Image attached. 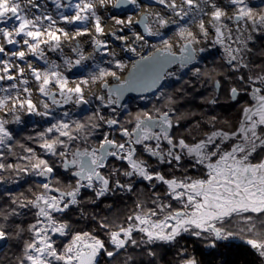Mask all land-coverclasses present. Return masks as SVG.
Wrapping results in <instances>:
<instances>
[{
  "label": "snow or ice",
  "instance_id": "1",
  "mask_svg": "<svg viewBox=\"0 0 264 264\" xmlns=\"http://www.w3.org/2000/svg\"><path fill=\"white\" fill-rule=\"evenodd\" d=\"M26 2L31 3V0H26ZM156 2L166 7H171L172 9L177 8L175 0H172L171 4H168L167 0H156ZM183 3L188 6L189 10L196 6L194 0H183ZM229 3L235 6L236 12L232 19L237 24L243 21L245 26H247L248 22H251L254 30L259 31L264 28V15H260L257 18V15L247 6L245 0H229ZM124 5H137V0H117V7ZM60 6L59 0H56V7L59 8ZM74 7L76 9L74 16L63 17L68 23L87 20L88 15H81V12H90L92 16H95V12L92 11V4L89 2H84L83 8L80 7V4H76ZM213 8L212 16L214 21L213 27L217 35L216 42L223 43L224 33L222 31L223 25L221 18L226 13L222 9L215 7V5H213ZM176 14L180 15V12ZM47 19L51 20V17L49 16ZM9 20L13 21L12 31L16 35L31 38L32 43L29 42V39H24L23 43L27 44L29 50L32 52L35 53L40 48L42 42L48 43L49 40L55 41V47H59L60 36L56 34V31L51 30V25L48 26L49 30H47L49 40H41V37L45 33L36 26L35 21L39 20V17H36L35 20L29 19L24 8L21 6V0H0V24H7ZM117 22L123 23V21ZM161 23L165 24L167 22L161 20ZM145 27L147 28V25ZM200 27L204 31L203 22L200 23ZM96 29L97 32H103V29L100 27L99 17H96ZM184 30L183 27L180 28L181 34H183ZM0 33L3 34L9 44L16 43L7 27L0 28ZM63 35L67 36L68 33L63 32ZM96 43L99 44L100 42L97 41ZM233 51L239 52L240 50L236 49ZM2 52H4V48L0 47V53ZM183 52L184 55L181 57H174L170 51H167L166 45V50H158L152 57L142 59L141 62H138L142 75L139 78H130L125 85H121L116 89L115 93L117 97L122 96L126 90L143 92L156 87L160 80L167 74L163 69L169 64L179 63L181 67L187 66L194 60L195 50L190 45H185ZM13 55H19L23 59L25 53L21 51L13 53ZM41 55H43L42 51ZM236 59V55L230 54L229 63ZM76 63L79 64L80 61ZM56 67L53 64L52 69L43 74V83L40 86V92L47 96L49 94L47 86L50 83H54L60 89V95L65 98L66 102L72 100L73 96H75L77 103H88L84 99V92L80 84H77L74 88L67 87V78L56 71ZM5 70L7 71V68ZM196 71L198 72L199 70L196 69ZM22 74L23 70H21ZM32 74L37 80H41V74L35 69L32 70ZM101 74L103 75L104 73ZM108 74L115 75V73ZM52 77H55L54 81L51 79ZM0 79H3V77H0ZM7 79L11 80L13 77L9 75ZM24 82L27 83V81ZM261 82H264V78H261ZM87 83V80L81 81V84ZM218 86L219 82H217ZM24 91L28 92L29 90L25 88ZM260 92V88L254 89L252 96L256 103L253 107L244 110V119L238 132H213L206 139L201 140L194 146L188 145L183 139L176 142L173 141L169 135V129L173 125L168 112L162 113L158 120H154L148 113L143 114L145 117L143 120L137 117L138 122L134 134L135 144L139 145L145 141L155 139L157 141L155 149L145 144V151L150 156L156 157L159 163L171 165L175 162L176 166L180 165L182 155L188 156L190 157L193 168L203 166L206 169L204 179L193 180L190 177L183 180H177L175 178L167 179L159 172L149 171L148 165L144 161L134 159L135 149L130 146L133 142L131 140L133 134L129 133L127 129L122 130V135L129 138L126 143L118 144L115 140L109 139L105 135L99 149L94 148L91 151L85 150L84 152L76 151L72 153V159L70 161L66 160L63 166L66 170L69 166L73 168L78 167L79 171L73 174L79 177L81 182L86 181L87 183L78 184L75 190L67 193L62 192L59 197L48 196L46 194H41L37 197L33 206L38 209V216L42 218L38 223L43 224L47 221L48 226L40 228H37L36 225L32 226L34 240L26 246L27 259L32 261V264H50L48 257L63 261V264H96L97 255L103 251L110 258L111 264V258L115 257L121 249L126 248L129 243L131 245L136 244V241L132 238L134 230L144 233L147 241L150 243L157 241L170 243L182 232H189L193 228L199 230L193 232L194 235L199 236L201 232H208L216 240H225L231 237L233 233L224 232L220 228H217L215 222L223 223L234 214L254 213L257 216L264 214V161L254 164L249 159L258 147L264 148V137L260 136L256 131L258 126H264V95H260ZM231 94L235 98L238 95L237 89L232 88ZM10 99H12L10 96L0 98V109L6 107ZM16 99L19 107L24 108L27 105V110L30 113L41 116L49 115L48 112H39L36 110L35 105L31 101L30 94L23 100H19L17 94ZM53 102H56L54 97ZM44 107L47 108V104ZM65 116H67V113H65ZM16 119L18 121L19 117H16ZM5 123L6 121L0 120V145H4L7 140L11 139V134L5 128ZM117 123L115 119L107 121L109 126H115ZM75 127L77 130H83L85 125L76 123ZM69 128L70 126L67 122H58L52 127H49L48 132H52L55 129L61 137H67L68 140L77 139L78 137L73 136ZM153 128H159L160 133L153 132ZM161 137L170 145L167 153H162L159 150ZM236 137L240 138V142L232 145L230 150H221L222 143L229 139H236ZM217 140L220 143H217ZM57 145L63 147L65 141L59 139L45 140L40 146L52 156H66L67 154L64 151L57 152ZM176 149L180 151L177 152L175 151ZM28 151L31 152L32 150L28 149ZM110 156L127 161L130 170L124 172L126 177L132 178L135 176L148 181L150 184L156 181L166 185L168 190L167 194L179 201L182 204V209L168 213L160 221H155L151 217L156 216L158 212H163L165 208H171V205L160 204L156 210L138 213L134 217L130 216L128 219L134 220L136 224L127 228L121 227L118 231L110 233V241L113 246L112 251H109L105 247L103 241L90 236L88 233H84L75 236L72 245L66 249L65 254H58L52 245L48 233H60L64 235L66 225L57 224L51 213L63 212L69 206L77 204L79 188H94V178L99 183L98 189H94L97 197H102L112 191L110 181L104 176H101L97 171L106 166V159ZM213 157H215V160H213ZM5 167L3 163H0V170L5 169ZM7 167L12 168L13 166L8 165ZM32 167L34 170H37L36 174L41 176H50L54 171V168L49 165L48 161L39 158H36V163ZM19 170L28 171L27 168ZM115 186L120 189L132 191L131 184L124 185L116 181ZM42 187L46 192L56 191L50 188L49 183H44ZM24 206L26 205H22V207ZM137 207L140 208L141 206L138 205ZM244 219L246 223L245 229H242V231L247 230L253 232L254 224L252 223V217L246 216ZM101 227H107V225L101 224ZM6 239L7 233L0 230V241ZM247 244L255 249L262 261H264V239H248ZM32 253H39V255H33ZM189 264H195V261H190Z\"/></svg>",
  "mask_w": 264,
  "mask_h": 264
},
{
  "label": "trees",
  "instance_id": "2",
  "mask_svg": "<svg viewBox=\"0 0 264 264\" xmlns=\"http://www.w3.org/2000/svg\"><path fill=\"white\" fill-rule=\"evenodd\" d=\"M256 39L257 41L249 46L248 54L250 55L249 65L253 66L251 72L257 78L260 68L264 66V36H257ZM202 66H207V69L202 72L208 76L205 86L187 85L185 83L186 79L182 78L177 85L163 92L166 95L170 90V94L161 100V102H165V109L175 111L178 115H191V123L199 115L198 117L202 120L203 125L211 122L210 119L224 121L227 117H230L231 112L238 114L239 111H236L235 108L239 107L240 104L232 103L230 94L232 88L240 90L241 85L239 83H242V81L230 79L233 75L227 70L215 52L209 51L206 54ZM224 79L228 80V85L222 87L218 100L226 98V104L216 108L215 105H210L209 101L216 93L215 81H223ZM194 88L197 89L194 90ZM154 101L156 99H151L141 103L140 106H146ZM136 106L137 102L130 105L126 118L127 123L125 124H128L129 127L134 124L135 114L142 112L140 109H136ZM90 114L81 118V121H88L87 125L90 126L97 122L99 128H89L90 132L87 129L85 130V128L90 127H87V125L83 130L74 128L77 137L90 139V141H87L88 145L85 146L88 148H92L99 143L104 135V126L99 123L98 118H93ZM48 128L39 124V126H34L30 130L25 129V132H15L13 144L3 153L1 163L6 167L0 170V230L9 235L11 242L8 248L0 253V264H30L25 249L27 244L34 240L32 226L36 225L38 221V211L33 204L37 199V195L42 193V188L36 180L23 178L21 176L23 171L19 169L33 168L32 165L36 163V158L46 160L57 173L54 182L56 188L62 191H72L75 188L76 181L61 174L60 160L63 159V156L57 155L56 158H52L42 155L40 145L45 140H49ZM83 131L86 136H83ZM96 134L98 136H95ZM95 137L97 141L93 140ZM72 148H75V146H72ZM28 149L32 151L29 152ZM225 150H229L227 145H225ZM60 151H64V149L57 150V152ZM262 154L264 155V152ZM262 154L259 155V158L262 157ZM213 160H215V157H213ZM8 165L13 167L8 168ZM129 170L130 168L126 163L118 159L110 160L105 177L110 181L112 191L102 197H97L94 189H98L99 185L95 184L94 188L82 190L78 197V203L72 205L64 214L57 216L58 221L66 223L69 227V233L66 236L55 240V246L59 252L77 234L84 233H90L109 245L110 233L118 231L121 227L126 228L129 225L128 218L130 216L156 210L160 204L171 205V208H165L163 212H158L153 217L155 220H162L168 213L182 209V204L167 194V187L164 185L156 186L155 182L152 184L136 183L134 179L124 175V172ZM198 170L200 175L196 176L194 168L189 165L188 161H185L180 162L179 166L174 164L167 171L160 166H156L154 172H159L168 179L183 180L185 179V172L193 180L204 179L206 169L199 166ZM116 181L124 185L131 184L132 191L117 188L115 186ZM22 205L26 206L22 207ZM138 205L141 207L138 208ZM240 215H233L223 223L217 222L216 227L224 232H231L241 239H264V227L257 229L256 223H253V232L242 231V229H245L246 222L241 220ZM101 224L107 225V227H101ZM134 237L136 244L128 246L125 252L111 260V264H181L180 259L185 262L187 258H189L188 260L192 258L190 261L194 260L197 264H262L258 253L244 245L216 242L214 249L210 247L209 252H205V246L215 242V238L210 233H200L199 236L191 234L179 236L174 242L166 244L159 241L150 243L141 234ZM51 264L62 263L58 261ZM98 264H110V260L103 255Z\"/></svg>",
  "mask_w": 264,
  "mask_h": 264
},
{
  "label": "bare ground",
  "instance_id": "3",
  "mask_svg": "<svg viewBox=\"0 0 264 264\" xmlns=\"http://www.w3.org/2000/svg\"><path fill=\"white\" fill-rule=\"evenodd\" d=\"M218 1L223 2L225 7L223 11L226 14L221 18L222 23L229 16L226 12L227 8L233 7L229 3V0H194L196 6L191 10L183 3V0H175L176 9L161 5L156 0H137V5H124L121 7L116 6L117 0H59L61 5L59 8L56 7V0H31V3L21 0V6L24 8L29 19L35 20L36 17H39V20L35 21L36 26L45 33L41 37V40H49L47 30H49L48 26L51 25V30L56 31V34L60 36L59 47H55V41L49 40L48 43L42 42L40 48L34 53L29 50L27 44L23 43L24 39H29V42L32 43L31 38L18 36L12 31L13 21L9 20L7 24H0V28H8L12 33L13 39L16 41V43L9 44L3 34L0 33V47L4 48V52L0 53V77H3V79H0V98L10 92H14L16 96L18 94L19 100H23L30 94L31 101L35 105L36 110L48 112L49 115L41 116L30 113L27 110V105L24 108H20L16 99L8 110L0 112V120L6 121L5 128L7 129L16 123V117H19V121L24 118H31V115L35 116L36 119H48L55 114L65 116V113H67L65 117H68L70 111L76 112L82 109L79 103L76 102L75 96H73L72 100L66 102L65 98L60 95V89L54 83H50L47 86L49 93L47 96L52 101L50 99H43L42 93L39 90L43 83V74L50 71L53 64L57 66L55 70L67 78V87L74 88L77 84H80L84 92V99L88 101L87 104H89V99L92 97H96V99L100 100L99 102H106V104L108 102L109 104L107 91L104 89L105 86H109L114 82V78L113 81H106L91 91L85 85L75 82L73 75L101 70L121 57L131 58L133 65L135 61L146 57L151 52L157 49H165L166 45L167 48L176 52L172 47L175 43L170 44L167 42L169 31L178 29L175 37L176 41L186 38L188 35L187 23L191 22V18L195 19L199 17L198 14L202 11H208L207 21L215 31L212 13L214 11L213 5ZM84 2L92 4V11L95 12V16H92L90 12H81V15H88V19L83 22L68 23L63 19V17L74 16L76 13L74 6L80 4V7L83 8ZM171 2L172 0H167L168 4H171ZM177 12H180V15H176ZM185 13L187 14L185 15ZM49 16L51 20L47 19ZM96 17H99L100 27L103 29V32H97ZM161 20L167 23L162 24ZM117 21H123V23H118ZM145 25H147V28ZM240 25H238L239 28ZM181 27L185 29L183 34L180 32ZM63 32H67L68 35L64 36ZM255 37H257V34H255ZM227 40L224 33L223 43H215L223 48V56L229 62L230 54L236 55V52L231 50ZM97 41L100 43L97 44ZM227 46L230 49L226 51ZM193 49L199 54L202 51V46L193 45ZM21 51L25 53L23 59L19 55H13V53ZM41 51L43 55H41ZM176 53H180V51ZM237 60L238 58L232 62L237 65ZM77 61H80V63L77 64ZM6 68L7 71L5 70ZM33 69L41 74V80H37L32 74ZM21 70H23L22 75ZM175 71L183 72L185 69L181 67L174 69L173 73L169 74L170 80L173 79ZM127 72H122V75L116 74V76L124 79ZM9 75L13 79H7ZM51 79L54 81L55 77ZM24 81H27V83ZM25 88L29 91L25 92ZM19 91L21 93H18ZM53 97L55 98V103L53 102ZM112 99H114V96ZM145 100L139 99L136 102H144ZM45 104H47V108L44 107ZM116 111L120 113L118 110ZM159 118L155 117V119ZM125 126L129 127L128 124ZM156 133L159 132L156 130ZM120 161L124 162V160ZM69 168H72V166H69ZM94 182L95 180H93ZM57 213H51L54 220V216ZM47 226L48 222L45 221L43 224L39 223L38 228ZM41 234L43 235V233ZM58 234L48 233L50 239ZM33 255L38 256L39 253H33Z\"/></svg>",
  "mask_w": 264,
  "mask_h": 264
},
{
  "label": "rangeland",
  "instance_id": "4",
  "mask_svg": "<svg viewBox=\"0 0 264 264\" xmlns=\"http://www.w3.org/2000/svg\"><path fill=\"white\" fill-rule=\"evenodd\" d=\"M245 3L247 4V6L249 8H251L253 10L254 14L257 15V18L260 15H264V0H245ZM215 7L220 8L222 10H225V7H224L223 2H219V1L216 2ZM226 12L229 14V16H228L227 19H225L222 22V25H223L222 28H223V31L225 33V36L228 39L227 41H228V44H230L231 50H236V49H239L240 50L239 52H236V56L238 58L237 65H235L233 62H231L233 64H231V63L229 64V62L223 56V52H224L223 48L220 47L219 45H217L215 43L216 40H217L216 31H214V29L211 28V26L209 25V23L207 21V15L209 13H208V11L207 12L206 11H202L201 13L198 14L199 17H196L195 19L194 18H191V22L187 23V26L186 27L188 28V35H187L186 38L181 39L180 41H176L175 37L177 35V30L178 29L177 30L176 29H173L172 31H169V34H168V37H167V42L170 43V44L171 43L172 44L175 43V44H173L172 47H173V49L176 52L181 51L182 49H184V46L185 45H187L188 43H191L192 45L202 46L203 54H199V57L197 58V61L191 67H188L185 71H183V72L175 71V73L173 74V76H174L173 79H171V80L168 79V83L164 87V89L162 90V92H165V90H167V89H169V88L177 85L179 83V81H180V78L181 79L182 78H185L186 79L185 80V83L187 85H192V83L190 82V79L187 80L188 77L191 78L192 75H194V76L196 75L200 79L201 78H204V81H202L201 84H199V85L200 86H205V84L207 83L206 81L208 80V76L204 75L202 72L207 69V66H202V65L204 64L206 54L209 51L210 52H215V54L219 57L220 61H222L225 64L227 70L233 75L230 78L231 80H232V78H233V80H236V79L241 80L242 83H239L241 86H243L246 81H248L252 85V82L251 81H253V78L255 77V75H253V73L251 72L252 69H253V66H250L249 65V62H250V58H249L250 55L248 54L249 53V49H250L249 46L250 45L252 46L254 44V42L257 41V39L255 37V34H257V36H264V28H262L259 31H257V30H254L253 29L251 22H248L247 26H245V23L243 21H241L239 23V24H241L240 25V28H239V26H238L239 24H237L234 21V19H232L234 17V15H235V12H236L235 6L227 8V11ZM201 22H203V24H204V31L201 30V27H200V23ZM205 32L207 33L206 35H205ZM226 48L227 49H230L229 46H227ZM131 65H132L131 58L121 57L120 59L114 61L112 64L110 63V65L104 67L101 70L88 71L86 73H81V74L73 75L74 76L73 79L77 83H81V81L87 80L88 83L87 84H83V85H85L91 91H93L100 84H103L106 81H113V78H114V76H116V74H118V75L121 74L122 75V72L129 71L128 69L130 68ZM196 69H198L199 71L197 72ZM255 69H254V72H255ZM101 73H104V74L102 75ZM108 73H115V75L114 76L113 75H109ZM258 74H259V72H258ZM115 81L116 80H114V82ZM217 82H219V86H218L219 89L217 87ZM214 85H215L216 90L217 89L219 90V93L218 94L220 95V92L222 90V87H224V86L227 87L228 80L227 79H224L223 81L222 80L221 81L220 80H217V81H215V84ZM253 86H254V84H253ZM196 89L197 88H194V90H196ZM238 92H239V90H238ZM18 93H21V91H19ZM159 94H160V92H159ZM215 95H217V93H215ZM230 95H231V98H232L233 103H238L241 94L239 93V95L237 96L236 99L233 98L232 94H230ZM6 96H10V97H12V99L9 100L8 104L6 105V107H4L3 109H0V112H4V111L8 110L9 107L14 103V101H16V98H17L16 93H14V92H10ZM157 96H155L153 98L150 97L147 100H145L144 102H147V101H149L151 99H154ZM42 97H43V99H50L48 96L43 95V94H42ZM107 97H108V93H107ZM107 100H108V98H107ZM99 101L100 100L96 99V97L90 98L89 99V104H87L86 106H80L79 105L80 107H82V109H80V110H78L76 112L75 111H70V114L68 115V117H65L64 115L55 114V115L50 116L48 119H36L35 116L31 115V118L28 117V118H24V119H22L20 121L19 120L16 121V123L12 124L11 126H9L7 128V130L11 134V139L10 140H7L4 145H0V163L3 160V155H4L3 153L6 152L11 147V145L13 144L15 132H17V131L18 132L19 131L25 132L24 131L25 129L30 130L34 126L35 127L37 125L39 126V124L42 125V126H45L47 128V127H52L53 125L57 124L58 122H67L69 124V126H70L69 130L71 131V134L73 136H76L75 133H74V130H75L74 128H76L75 127L76 123H82L83 124V122H85V121H81L82 120L81 118H83L85 115L90 114V113H91L90 115L93 118H98L99 119V123L104 126L103 127L104 128V135H103V137L105 135H107L108 138H109V136H110L109 131L111 129L109 128V125L107 124V121L108 120H111V119L117 120L118 123L116 125L115 130H113V135H111V136L115 137V141H116V138H119V141L116 142V143H118V144L119 143H123L124 141H126V138L122 135V130L123 129L136 130V128L133 127L134 124L131 127L125 126V124L127 123L126 122V118H127L128 110H129L131 104L128 105L127 107H125V109L123 110L122 113H117L116 109H114L113 107H110V108H107V109L104 108V106L106 105V102L102 103V102H99ZM104 101H106V100H104ZM136 101L137 100L132 101L131 103L136 102ZM221 101H222V105H225L226 104V98L223 99V100H221ZM253 106H254V104L252 106H247V107H245L243 109L245 110L246 108L253 107ZM244 110L242 111V115L244 114ZM144 113H145V111H142L139 114H135L134 119H133V122H135V120H137V117H144V115H143ZM118 116L121 118L120 121L117 119ZM101 117H103V119H101ZM243 117H244V115H243ZM140 119H145V118H140ZM210 120L213 121L212 119H210ZM229 120H230V117H227L224 121L228 122ZM87 123H89V122L86 121L84 125H87ZM195 123H196L195 121H192V123H191V121H189V126L188 127H190V126L191 127H194L195 126ZM88 126H90V125H87V127ZM95 127L96 128H99V124L97 122L96 123H93L90 127L85 128V130L87 129V131H89V128L90 129H94ZM171 129H172V127H171ZM257 130H258V128H257ZM82 133H83V136H86L84 131ZM48 135H49V140L50 139H59V140L65 141V145L63 147H61L60 145H57V149H56V150H58V149H60V150L64 149V152L67 154L66 156H63V159L60 160V165H61L60 171H61V174L63 176H69L70 178H72L73 180L76 181L75 188L73 189V190H75L77 188L78 179L75 178V177H73V173L76 172V171H79V168L78 167H76V168H73L72 167V168H68L66 170L64 168V166H63L65 160L66 159H71L72 158V153H74L76 151L84 152L85 150L91 151L94 148L95 149L96 148H99L100 147V144H101V142L103 140V137L100 140L97 138L99 140V143L95 144V146H93L92 148L91 147L88 148V147H85L86 144L88 143L87 141H90V139L87 138V137H85V139L84 138H81V137H78L75 140H68L67 137H61V136H59V133L56 132L55 129L52 132H48ZM95 136H98V134H96ZM122 138H124V140H122ZM237 138H239V137H236V139ZM93 140H96V137ZM131 140H133V139L131 138ZM235 143H237L236 140H232L231 141V139H229V140L226 141L225 145H227L228 148H229V150H230V147L233 144H235ZM195 144H192L191 146H194ZM225 145L224 144L223 145L221 144V150H225ZM72 146H75V148H72ZM41 151H42V155L44 157L56 158L55 156H52L51 154H49L44 148H42ZM257 155H259V154H257ZM259 157L260 156L253 158L251 156L250 161L252 163H254V164L255 163H259L261 161H264V155L263 154H262V157L261 158H259ZM112 159H116V158L115 157L114 158H111L110 157L108 159V161L106 162V166L103 168L104 169V172H106V169H107V166H108V162H110V160H112ZM118 160H121V159H118ZM152 163L148 166V169H149V171L154 172L155 167H156V164H155L156 162H152ZM170 169L171 168H169L168 170H170ZM36 171L37 170H34L33 168H29L28 171H26V172L23 171L21 176L23 178H25V179L36 180L41 185V188H42V193L41 194H46L48 196H57V197H59L60 195H56L53 191L46 192V190L42 187V185L44 183H48V181L45 179L46 176L37 175L36 174ZM97 171H99V169ZM165 171H167V169H165ZM53 173H54V176H53V174H51L49 176V178L51 179V182L49 184L50 185V188L55 189V190H60L59 188H56V186L54 185L55 179L57 177V173L55 172V170L53 171ZM131 179H133V178H131ZM134 182H136V183H142L141 182V179L139 177L138 178H135L134 179ZM154 182L156 183V186H162V185H164V184L158 183L156 181L151 182V184L154 183ZM144 183H149V182L144 180ZM84 184H86V183H84ZM93 184L94 185L95 184L99 185L98 181L96 182V180H95V182ZM164 186L167 187L166 185H164ZM84 189H88V187H82L81 191L84 190ZM60 191H62V190H60ZM81 191L79 192V195H80ZM63 192L67 193L69 191H63ZM40 195H37V197L40 196ZM79 195H78V197H79ZM78 197H77V199H78ZM71 206L68 209H66L65 211H63V212H58L54 216L55 217V220H56V222L58 224H65L66 225V230H65V234L64 235H61L59 233L58 235L54 236L51 239L52 245L55 248L56 252L58 254H61V255L65 254L66 249L69 246L72 245V242H73V240H74L75 237L63 248L62 251L59 252L57 250V248L55 246V240L62 239L64 236H66L69 233V227L67 226V224L64 223V222L58 221L57 220V216L60 215V214H64L65 212H67L71 208ZM37 211H38V209H37ZM247 215L252 217V223H256L255 226H257V229H259V227H264V214H260L259 216H257L254 213H242L240 215L241 220H243L244 222H246L244 218ZM151 219L155 220L153 217H151ZM39 220H40V217L38 216V221ZM38 221L36 223L37 228L39 226ZM128 221H129V225L127 227L136 224V222L134 220H128ZM155 221H160V220H155ZM215 223H217V222H215ZM134 231H133L134 233L132 235V238L133 239L135 238L134 236L137 235V234H141L144 237H146L144 233H141L138 230H134ZM195 231H199V230L193 228L189 232H182L179 236H184V235L185 236H188L189 234L195 236L193 234V232H195ZM203 233L204 234H207L208 232H201V234H203ZM88 234L90 236H92V237H95V236L91 235L90 233H88ZM85 238H87V237H85ZM248 239L249 238H247V239L246 238H242V239L241 238H238L234 234L231 237H229V238H227L225 240H216L215 239V242H213V243L205 246V252H209L210 247H212V249H214L216 247V242H223V243L225 242V243H229V245H232V244L233 245H242V246L244 245V246H248V247L251 248V246L247 244V240ZM174 241H172V242H174ZM10 242H11V239L9 237V244H10ZM172 242H170V243H172ZM161 243H165V242H161ZM130 245L131 244L129 243L126 246V248L122 249L115 257L111 258V260H113L118 255H120L123 252H125L126 249L128 248V246H130ZM8 246L3 251H1L0 253H3L8 248ZM105 247L109 251H112L113 250V246L111 244V241L109 242V245H106L105 244ZM251 249L253 251H255L253 248H251ZM255 252H257V251H255ZM103 255H105L104 252L101 254V257ZM101 257H100V259H101ZM107 258L110 260L109 257H107ZM100 259H99V261H100ZM188 259L189 258H187L185 262L180 259L181 264H183V263L189 264V262H190V260H192V258H190V260H188ZM48 260H49L50 264L52 262H58V260H56L53 257H48ZM99 261H98V263H99ZM59 262H61L63 264V261H59ZM30 264H32V261H30Z\"/></svg>",
  "mask_w": 264,
  "mask_h": 264
},
{
  "label": "flooded vegetation",
  "instance_id": "5",
  "mask_svg": "<svg viewBox=\"0 0 264 264\" xmlns=\"http://www.w3.org/2000/svg\"><path fill=\"white\" fill-rule=\"evenodd\" d=\"M261 78H264V66L262 68H260L259 74L257 78H253L252 85L246 81L244 83L243 86H241L239 93L240 98L238 103L240 104L239 107H236V111H239L238 114L237 113H233L231 112L230 115V120L228 122L226 121H217V120H213L211 122H209L207 125H203L202 124V120L199 119V115H197L195 118L196 120H194L195 126L194 127H188L189 126V121L191 118V115H178L177 112L175 111H167L165 109V102H161V100L165 97H167L170 94V90L166 93V95L162 92L161 94H159L156 98V101L154 102H150L148 103L146 106H140L141 103L143 102H137V106L136 109H140L141 111H145V113H148L149 115H151L152 117H160V115L164 112H168L169 114H171V121H172V129H169V135L172 137L173 141H179L180 139H183L188 145H192V144H197L198 142H200L203 139H206L208 136H210L213 132H226V133H236L238 132L241 123L243 122V115H242V111L244 110L243 108L247 107V106H252L253 104L255 105L256 101L253 99L252 93L254 91V89L256 88H260L261 92L260 95H264V82H261ZM190 79V82L192 83V86L196 85L199 86V84H201L202 81H204V78H199L196 75H192V77H188L187 80ZM181 80V78H180ZM257 81V82H256ZM254 84V86H253ZM216 89V88H215ZM217 95H214V98L212 97V99L209 101L210 105H215L216 108L221 107L222 105V101L221 99L218 100V92L216 90ZM164 94V95H163ZM231 96V95H230ZM231 102L232 98H231ZM167 105V104H166ZM142 107V108H141ZM230 109H232L230 107ZM129 112V110H128ZM120 115V114H119ZM139 118H145V117H139ZM117 119L120 121V117H117ZM137 120H135L133 127L136 128V124H137ZM228 128V129H227ZM160 133V131H157ZM156 133V132H155ZM257 133L264 137V126H258V130ZM134 141V136L131 137ZM121 139V138H120ZM122 140H124V138H122ZM232 140H236L237 143L240 142V138L237 139H231ZM119 141V138H116V142ZM128 141V139L126 138V141H124L123 143H126ZM217 143H220L219 140H217ZM226 141L224 143H222V145H225ZM135 144V143H134ZM145 144L151 146L152 148L155 149L157 141L155 139H151L148 141H145L142 144H135V154H134V159H138L140 161H144L148 166L152 163V162H156V166H160L162 168L165 169H169L172 168L175 164V162H173V164L169 165L167 163H159L156 157H152L149 155V153L147 151H145ZM234 145V144H233ZM170 148V145H168L167 141L164 140L162 137L159 141V150L162 153H167L168 150ZM175 151L179 152V149H176ZM262 152H264V148H257L256 152L253 153L252 157H258ZM257 154H259L257 156ZM114 158V157H111ZM251 158V157H250ZM249 158V159H250ZM118 159V158H116ZM188 161L189 165L192 166L191 162H190V157L182 155V159L181 162H185ZM153 164V163H152ZM198 167L194 168V172L196 173L195 175L199 176L200 172H198ZM188 173H184V178L190 177L187 175ZM105 175V174H104ZM133 179L138 178V177H132ZM141 182H144V180L141 179ZM262 260V259H261ZM195 263L197 264V262L195 261ZM183 264H187V263H183ZM262 264H264V261H262Z\"/></svg>",
  "mask_w": 264,
  "mask_h": 264
},
{
  "label": "water",
  "instance_id": "6",
  "mask_svg": "<svg viewBox=\"0 0 264 264\" xmlns=\"http://www.w3.org/2000/svg\"><path fill=\"white\" fill-rule=\"evenodd\" d=\"M234 21H235V20H234ZM187 45H190V46L193 48V45H192L191 43H188ZM158 50H160V51H164V50H166V48H165V49H157V50L151 52V53H150L149 55H147L146 57L138 59V60L135 61V62L133 63V65L130 67V69H129V71L127 72V74L125 75L124 79H120L119 77H118V79H117V76H116V77H114V79L116 80L115 82H113L112 84H110V85L107 86V87L105 86V89H104V90H106L107 93H108V101H109V104L107 103V104L104 106V108L107 109V108L113 107L114 109H116V110H118L120 113H122L123 110L125 109V107H127L128 105H130L132 101L139 100V99H140V100H141V99H144V100L146 99V100H147V99L150 98V97L153 98V97L157 96V95L159 94V92H161V91L164 89V87H165V86L167 85V83H168L169 74L172 73L174 69H176V68H180V67H181V65H180L179 63H172V64L167 65V66L163 69V71H164L165 73H167V74L163 77V79L160 80L159 84H158L156 87L152 88L151 90L143 91V92H141V91L126 90V91L123 92V95L120 96L119 98L117 97V95H116V93H115V90L118 89L121 85H125V84L130 80V78H139V77L142 75V73H141V71L139 70L138 62H141L142 59H146V58H148V57H152L155 53L158 52ZM167 51H170L171 55L174 56V57H177V58H179V57H181L182 55H184L183 49L180 51V53H176V52L172 51L170 48H167ZM199 54H203V51H200ZM199 54H197V53L195 52V58H194V60H193L191 63H189L187 66H185V67H181V68H184V69L186 70L188 67H191V66L197 61V58L199 57ZM231 67H232V66H231ZM232 68H233V67H232ZM218 89H219V87H218ZM218 89H217V91H218V93H219V90H218ZM237 92H238V90H237ZM238 95H239V92H238ZM238 95H237V96H238ZM113 96H114V99H112ZM237 96H236L234 99H236ZM79 105H80V106H86L87 103H86V104H85V103H79ZM169 117H171L170 114H169ZM153 119H154V120H158V119H155V118H153ZM141 120H143V119H141ZM109 128L111 129V130L109 131V134H110L109 139H113V140H115V137H113V136H111V135H113V130H115L116 125H115V126H109ZM170 129H171V128H170ZM127 130H128L129 133L133 134L131 137H133V136L135 137L134 134H135L136 130H129V129H127ZM156 130H157V131H160L159 128H153L152 131H155V132H156ZM125 138H127V139L129 140L128 137H125ZM134 140H135V138H134ZM132 141H133V140H132ZM130 146H131L132 148L135 147L134 141L131 143ZM110 157H111V156H110ZM110 157H108V158L106 159V162L108 161V159H109ZM66 160L70 161V159H66ZM124 161L127 163L126 160H124ZM106 162H105V163H106ZM98 172L100 173L101 176H104V173H105V172H104V169H103V168H100ZM52 174H53V176H54V173H52ZM73 177H75V178L78 179V184H81V183H87L86 181L81 182V181L79 180V177L75 176L74 174H73ZM45 179H46V180L48 181V183L50 184L51 179L49 178V176H46ZM94 180H95V178H94ZM78 184H77V186H78ZM81 189H82V187L79 188V192L81 191ZM53 192H54L56 195H60V193H62L63 191L56 190V191H53ZM63 193H65V192H63ZM69 207H70V206H69ZM69 207H68V208H69ZM68 208H67V209H68ZM85 239H87V238H85ZM8 245H9V236L7 235V239H6V240L0 241V252L3 251ZM121 250H122V249H121ZM121 250H120V251H121ZM254 250H255V249H254ZM255 251H256V250H255ZM102 253H103V251H101V252L97 255V257H96V264H98V261H99V259H100ZM195 264H196V263H195Z\"/></svg>",
  "mask_w": 264,
  "mask_h": 264
}]
</instances>
